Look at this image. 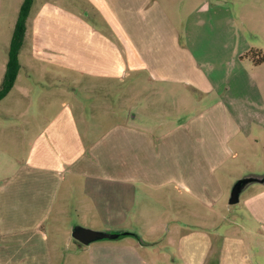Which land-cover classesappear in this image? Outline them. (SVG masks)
Returning <instances> with one entry per match:
<instances>
[{
	"label": "crops",
	"instance_id": "1",
	"mask_svg": "<svg viewBox=\"0 0 264 264\" xmlns=\"http://www.w3.org/2000/svg\"><path fill=\"white\" fill-rule=\"evenodd\" d=\"M238 1L237 15L220 1L206 0L194 8L181 42L174 38L170 23L154 25L155 46L129 40L124 18L119 16L125 13L121 0L115 1V12L101 0L106 15L94 19L97 28L91 15L61 12L55 5L47 10L33 6L23 46L31 61L93 73L106 83L118 82L127 63L153 74L143 85L154 87L160 81L165 89L150 94L148 114L142 115L140 107L131 110L133 116L129 114L95 138L79 133L74 110L58 111L50 102L51 116L44 123L25 126L24 135L7 131L4 139L9 151L24 148L26 154L11 156L5 168H0V264H66L68 255L62 256L61 236L67 240V248L75 242L82 253L91 256L88 264L262 263L256 260L264 249L248 246L237 235L238 228L214 236L180 226L176 236L164 237L163 224L157 223L141 236L128 215L138 204L142 206L138 193L159 203L142 189L165 195L172 207L166 211H182L189 196L202 207L221 205L226 188L219 171L233 157L231 142L241 133L250 135L255 126L264 131V97L257 73L264 63L256 65L245 57L252 50L264 52V46L242 27L248 20H264V0ZM166 13L155 3L149 8L144 1L133 7V15H154L155 22L158 16L167 17ZM248 31L252 36L256 32L253 28ZM183 88H193L208 99L213 94L217 97L206 111L220 110L222 129L212 120L207 125H189L188 119L175 125L157 123L153 115L162 106L175 108L184 116L188 94L178 91ZM131 98L144 99L140 93ZM89 131H94L92 125ZM172 185L176 191L167 190ZM259 190L247 204L256 223L238 227L264 244V184ZM72 211L83 222L72 220ZM79 225L139 238L123 235L85 247L72 236Z\"/></svg>",
	"mask_w": 264,
	"mask_h": 264
},
{
	"label": "rangeland",
	"instance_id": "2",
	"mask_svg": "<svg viewBox=\"0 0 264 264\" xmlns=\"http://www.w3.org/2000/svg\"><path fill=\"white\" fill-rule=\"evenodd\" d=\"M115 1L106 0L112 12H115ZM121 1L124 4L123 7L126 14L123 13L119 16L124 18V27L129 40L132 41L133 39L139 45L143 42L149 46H155L153 41L155 37L154 25L164 24V22L170 23L174 38L180 39L179 42H181V39L182 41L184 40L186 28L188 27V15L197 6H202L206 0ZM143 1L149 8L155 3L164 11L166 9L167 17L158 16L155 22L156 17L154 15H133V7H136L138 3L143 4ZM211 1H220L225 6H230L236 11L237 15L236 7L240 5L238 0ZM23 2L24 0H0V84L6 74L9 49ZM99 3H102L101 0H35L33 6L36 9L44 8L47 10L52 5H55L62 9L61 12L91 15L93 17L91 22L95 26L94 19L96 20L98 15L100 19H102L100 15H106ZM130 11L131 13H129ZM86 20L89 21L87 18ZM103 20L106 21V19ZM97 21L101 23V20ZM238 23L240 24V20H238ZM242 27L243 29L245 28L244 32L248 36L250 35V38H253L256 42H262L264 46L263 19L255 18L253 22L248 20L246 26L242 25ZM252 28L256 31L253 33L254 36L248 31V29ZM98 31L101 32L100 30ZM106 31L110 32L108 27ZM23 49L20 53L21 69L16 84L8 96L0 101V168L2 170L5 168L6 160L12 158L11 156L18 158L26 154V149L24 148L14 147L13 151L12 149L9 151L6 147L7 140L5 141L4 139V136H8L9 132L7 131H13V134L18 133L17 135H24L25 126H39L44 123L51 116L48 114L50 108H47L49 102L58 111L63 109L74 110L75 117L80 121V124H78L79 133L88 136L93 134V138H95L96 136H102L105 132L101 131L107 130L116 122L125 121L131 110L134 112V109L140 107L144 111L142 115L148 114L150 94H161L165 89L163 82L160 81L154 87H150L148 84L143 85L142 81L149 79L153 74L146 69H133L127 63L122 78L118 79V82L106 83L100 79L99 75L93 73L88 75L79 73L78 69L70 70L67 66L43 65L36 61H31L32 59H28L27 53L23 52ZM257 73L259 74L258 82L264 97V65L257 69ZM178 91H183V94L187 92L188 94L183 102L184 108L187 109L183 108L184 116L180 115L175 108L162 106L153 115L157 123L166 121L165 124L167 125H175L188 119L186 122L189 125L193 123H204L207 125L212 120L215 122L217 129H222L221 120L223 116H221L217 106L212 109L213 111L217 109L218 113L212 112L211 114L208 113L209 110L206 111L207 107L217 101V97L214 94L208 99L207 95L196 94L193 88H183ZM133 93H140L144 99L141 101L132 99ZM172 94H177L175 87L172 89ZM130 116H133V114H130ZM143 118L147 119V116L144 115ZM91 125L94 131H89ZM251 131L248 136L245 133H241L235 141L231 142L230 149L233 157L230 159L226 169L222 168L219 171L225 178L223 182L226 188L221 205L216 203L209 207H202L193 203L194 200L191 201L192 198L189 196V199H187L189 203H186L187 205L182 208V211H166V209H172V207H169L165 201V195L153 193L152 189H142L143 192L147 191L150 193L148 195L149 198L152 196L151 199H156L157 197L160 201L157 200L159 203L154 204L152 200H145L144 196L138 193V203L142 206L138 204L136 209L128 214L129 221L136 226L138 234L141 236L149 234V228L157 223L163 224L162 236L164 237L176 236V227L180 226H182L180 228L188 229L189 231L203 234L209 233L214 234V236L227 234L229 231L238 228L239 233L237 235L244 237L248 241V246L249 244H254V246L257 245L259 247L258 249L260 247L264 249L261 239L256 238L255 234L247 235L245 229L242 230L238 227L239 224L246 222L256 223V219L247 204L256 198L260 193L259 189L264 184V181H262L264 179V131L257 126L252 128ZM221 133L222 131L220 135ZM235 150L237 153H235ZM232 175L234 176L232 177ZM245 178H255L259 181L251 182L240 194L239 202L231 205L230 199L233 186ZM167 190L176 191L174 185L167 187ZM167 190L164 189L162 191ZM183 198L186 200L185 197ZM77 214L76 211H72L71 217L72 220H78L79 224L83 220L79 219ZM60 240V246L65 249V251L61 250L62 256L65 255L63 253L68 255L66 264H85L86 262L88 264L91 261V256L82 253V248H80L79 244L75 245V242H72L71 246L67 248L65 237L61 236ZM262 254L263 258L258 257L256 261L264 264V250Z\"/></svg>",
	"mask_w": 264,
	"mask_h": 264
},
{
	"label": "trees",
	"instance_id": "3",
	"mask_svg": "<svg viewBox=\"0 0 264 264\" xmlns=\"http://www.w3.org/2000/svg\"><path fill=\"white\" fill-rule=\"evenodd\" d=\"M34 2L35 0H24L20 9L9 49L6 74L0 84V101L8 96L16 84L21 69L20 53L26 40L27 23L31 15ZM245 57L252 60L256 65L264 63V52L252 50L248 52ZM123 235L124 234L120 236ZM125 235H132L139 238L136 234L132 233Z\"/></svg>",
	"mask_w": 264,
	"mask_h": 264
},
{
	"label": "water",
	"instance_id": "4",
	"mask_svg": "<svg viewBox=\"0 0 264 264\" xmlns=\"http://www.w3.org/2000/svg\"><path fill=\"white\" fill-rule=\"evenodd\" d=\"M254 181H259L258 179L255 178H245L240 181H238L235 186L233 187L232 190V195L230 199V204L234 205L237 204L240 200V194L242 191L251 183ZM261 181V180H260ZM264 181V179L262 180ZM129 234V233H123ZM122 234H117V233H104V232H99L95 231L89 228H85L82 226H76L73 228L72 231V236L73 238L79 242L82 245L89 246L92 243L102 241L105 239H116Z\"/></svg>",
	"mask_w": 264,
	"mask_h": 264
}]
</instances>
